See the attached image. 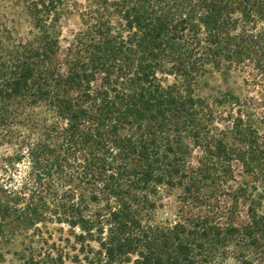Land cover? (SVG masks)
I'll use <instances>...</instances> for the list:
<instances>
[{
    "label": "trees",
    "instance_id": "trees-1",
    "mask_svg": "<svg viewBox=\"0 0 264 264\" xmlns=\"http://www.w3.org/2000/svg\"><path fill=\"white\" fill-rule=\"evenodd\" d=\"M14 5L30 27L0 16V140L42 115L0 242L32 229L22 264H264V0Z\"/></svg>",
    "mask_w": 264,
    "mask_h": 264
},
{
    "label": "rangeland",
    "instance_id": "rangeland-1",
    "mask_svg": "<svg viewBox=\"0 0 264 264\" xmlns=\"http://www.w3.org/2000/svg\"><path fill=\"white\" fill-rule=\"evenodd\" d=\"M15 1L17 0H0V16H2L3 21L9 26H15L21 34H26L30 25L26 19L25 12L21 9L22 7L19 8L14 5ZM79 3L87 5L88 0H79ZM78 27L79 17L75 14L70 20H66L64 23V38H69L71 31ZM63 44L64 46L67 45L64 41ZM168 81L172 82L173 77H169ZM233 82L238 84L239 80L234 79ZM41 115L42 112L40 109L34 111L30 110L26 116V125L15 126L10 130L9 138L0 140V185L5 184L13 187L20 186L30 178L33 169L27 157L18 162L15 167L8 168L7 164L24 148L23 144L28 141L27 138H29L30 134L37 131V129H34V126L37 122V118H40ZM47 228L48 231L46 235L50 238V244L55 242L64 249L68 248V245H66V238L69 235V228L66 224L49 223ZM50 234H52V236H50ZM33 235V230L29 229V231H24L17 236H10V241L8 242H0V251L4 255L3 257H0V263L22 264L17 253L19 252L20 254L25 248L32 246V243L30 242H33L35 247L38 246L36 244H39V236L36 235L33 237ZM66 250L70 251L69 249ZM69 263L70 260H67L66 264ZM224 264L238 263L235 259L230 258Z\"/></svg>",
    "mask_w": 264,
    "mask_h": 264
}]
</instances>
